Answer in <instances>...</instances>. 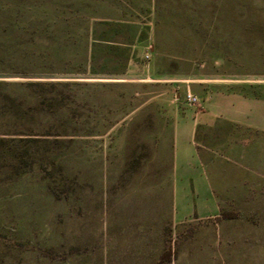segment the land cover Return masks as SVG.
Segmentation results:
<instances>
[{"label": "rangeland", "instance_id": "1", "mask_svg": "<svg viewBox=\"0 0 264 264\" xmlns=\"http://www.w3.org/2000/svg\"><path fill=\"white\" fill-rule=\"evenodd\" d=\"M0 264H264V0H0Z\"/></svg>", "mask_w": 264, "mask_h": 264}, {"label": "crops", "instance_id": "2", "mask_svg": "<svg viewBox=\"0 0 264 264\" xmlns=\"http://www.w3.org/2000/svg\"><path fill=\"white\" fill-rule=\"evenodd\" d=\"M159 81H167L168 85L164 91L162 92L166 99L169 101L168 96L171 92L172 98L170 102L180 100L183 103L184 94L187 89L182 93V90H176L178 85L175 83L179 81L176 78H167V79H160ZM222 96V103L220 106V102L218 101V97ZM164 97V98H165ZM224 97V98H223ZM241 100L243 102L244 98L241 96ZM238 102H241L237 100ZM234 103L235 100L230 98L229 94H222L218 95V92L212 90L209 99L206 102V112L205 118L202 117V113H195L194 119H179L173 118L168 121V124L171 127V132L176 135L177 137H183L181 140L186 141H193V138L197 132L199 126L205 125L206 128H214L217 126H224L229 125L230 123H243L244 125L251 126L254 131H257V119H253L252 121L247 120L242 117H235L234 112ZM238 105H240L238 103ZM243 105V104H242ZM256 111V109H255ZM249 121V122H247ZM167 121H164L166 125ZM204 123V124H203ZM214 131L213 129H211Z\"/></svg>", "mask_w": 264, "mask_h": 264}, {"label": "built area", "instance_id": "3", "mask_svg": "<svg viewBox=\"0 0 264 264\" xmlns=\"http://www.w3.org/2000/svg\"><path fill=\"white\" fill-rule=\"evenodd\" d=\"M183 101L187 104L196 105L199 103V99L196 94L190 91H186L184 94Z\"/></svg>", "mask_w": 264, "mask_h": 264}, {"label": "trees", "instance_id": "4", "mask_svg": "<svg viewBox=\"0 0 264 264\" xmlns=\"http://www.w3.org/2000/svg\"><path fill=\"white\" fill-rule=\"evenodd\" d=\"M169 253H170V251H168V252H167L166 254H164V255H167V256L169 257ZM164 255H163V256H164ZM163 256H162V258H163Z\"/></svg>", "mask_w": 264, "mask_h": 264}]
</instances>
